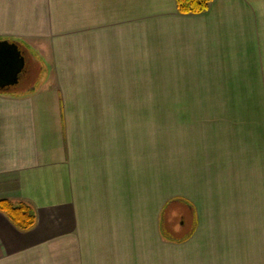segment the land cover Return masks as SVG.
I'll list each match as a JSON object with an SVG mask.
<instances>
[{
    "label": "crops",
    "instance_id": "obj_1",
    "mask_svg": "<svg viewBox=\"0 0 264 264\" xmlns=\"http://www.w3.org/2000/svg\"><path fill=\"white\" fill-rule=\"evenodd\" d=\"M0 39L46 67L0 92V198L36 215L0 212V264H264V0H0Z\"/></svg>",
    "mask_w": 264,
    "mask_h": 264
},
{
    "label": "rangeland",
    "instance_id": "obj_2",
    "mask_svg": "<svg viewBox=\"0 0 264 264\" xmlns=\"http://www.w3.org/2000/svg\"><path fill=\"white\" fill-rule=\"evenodd\" d=\"M25 54V67L20 75L19 83L17 85V87L22 86V91H28L31 88H36L44 78V73L46 71V67L43 65L41 60L32 56L31 53ZM136 101L137 103L134 108L143 111L144 106H139V101ZM131 102L134 103V101ZM146 104L147 105L144 108L146 111H193L190 110L191 108L187 109V101L164 100L157 102L154 100H148ZM168 171L169 167H167V165H163L161 178L164 185L169 183V179H167L169 178L167 177ZM166 185L163 186L164 190H167ZM191 217L192 215L186 210L184 204H178L176 202H173V204L169 203L168 207L166 209L164 208L162 215L164 234L172 238H177L187 234L192 228Z\"/></svg>",
    "mask_w": 264,
    "mask_h": 264
},
{
    "label": "trees",
    "instance_id": "obj_3",
    "mask_svg": "<svg viewBox=\"0 0 264 264\" xmlns=\"http://www.w3.org/2000/svg\"><path fill=\"white\" fill-rule=\"evenodd\" d=\"M212 0H175L177 11L181 14H198L208 10ZM20 47L21 43L14 39ZM24 53V52H23ZM25 55V54H24ZM16 87L10 86L0 89L1 93H14ZM0 212L20 231L30 230L36 223L33 207L25 202H14L8 198H0Z\"/></svg>",
    "mask_w": 264,
    "mask_h": 264
},
{
    "label": "water",
    "instance_id": "obj_4",
    "mask_svg": "<svg viewBox=\"0 0 264 264\" xmlns=\"http://www.w3.org/2000/svg\"><path fill=\"white\" fill-rule=\"evenodd\" d=\"M24 67L21 47L14 41L0 39V89L16 85Z\"/></svg>",
    "mask_w": 264,
    "mask_h": 264
}]
</instances>
